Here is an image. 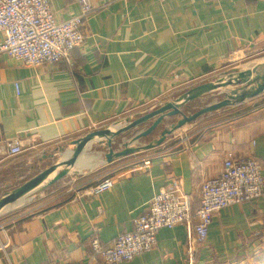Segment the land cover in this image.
<instances>
[{
	"label": "crops",
	"instance_id": "1",
	"mask_svg": "<svg viewBox=\"0 0 264 264\" xmlns=\"http://www.w3.org/2000/svg\"><path fill=\"white\" fill-rule=\"evenodd\" d=\"M90 1L95 9L83 19L84 41L67 58L28 66L0 53V143L21 138L23 146L18 155H0V188L66 158L71 140L90 130L264 61L243 59L264 51V0ZM48 2L56 20L80 13L76 0ZM177 119L166 117L157 127ZM186 127L179 139L174 132L154 148L109 163L101 162L107 150L96 157L84 151L74 168L88 171L65 175L34 203L0 219V264H104L92 254L91 239L108 243L131 230L133 218L172 179L194 210L201 183L219 173L228 152L264 162V103L201 132ZM144 159L148 169L134 170ZM95 168L107 173L87 177ZM106 176L113 186L93 194L90 187ZM186 235L183 224L162 227L152 249L119 264H244L264 246V194L215 212L191 257Z\"/></svg>",
	"mask_w": 264,
	"mask_h": 264
},
{
	"label": "built area",
	"instance_id": "2",
	"mask_svg": "<svg viewBox=\"0 0 264 264\" xmlns=\"http://www.w3.org/2000/svg\"><path fill=\"white\" fill-rule=\"evenodd\" d=\"M80 13L65 20H56L48 0H0V53L28 66L56 63L84 41L81 26L84 17L95 6L90 0H76ZM18 92V84L14 83ZM23 151L22 139L0 143V155L15 156ZM149 159L135 163L133 169L146 170ZM264 162L228 152L219 173L200 185L199 204L193 210L190 196L179 189L177 179L155 193L144 211L133 218L132 229L119 233L108 243L96 237L90 241L94 256L104 264H119L152 249L157 231L183 224L187 230V250L192 256L195 247L207 236L215 212L232 204L254 202L264 194ZM113 186L109 176L90 187L100 194ZM52 264H71L67 261Z\"/></svg>",
	"mask_w": 264,
	"mask_h": 264
},
{
	"label": "water",
	"instance_id": "3",
	"mask_svg": "<svg viewBox=\"0 0 264 264\" xmlns=\"http://www.w3.org/2000/svg\"><path fill=\"white\" fill-rule=\"evenodd\" d=\"M217 89L226 90V98L224 100L214 104H208L192 113H185L182 110V108L189 102ZM263 92L264 61L258 62L249 68L242 70L234 69L232 71L222 73L212 80L192 86L176 97L159 103L157 107L132 120L127 118L126 121H128V123L123 126H117L115 128L106 126L91 130L71 140L70 143L73 145V148L66 158L54 162L18 186L3 193L0 196V213L8 205L14 204L20 199H25V197L32 192L41 191L47 188L55 181L69 173L88 171V168L79 170L74 167L78 162L79 156L94 139L99 138V141H103L106 145L107 151L103 154V160L101 162L109 163L116 158H121L135 152L154 148L160 145L165 140L167 135L182 127L184 124L195 120L199 116L226 105L241 103L245 101V99L254 98ZM175 115L178 116V119L163 128L157 138L152 139L146 144L133 145V143L139 138L150 134L160 123L163 122L164 118ZM149 120H152L150 124L133 135L129 141L124 142L121 149L115 150L112 148V138L114 136Z\"/></svg>",
	"mask_w": 264,
	"mask_h": 264
},
{
	"label": "rangeland",
	"instance_id": "4",
	"mask_svg": "<svg viewBox=\"0 0 264 264\" xmlns=\"http://www.w3.org/2000/svg\"><path fill=\"white\" fill-rule=\"evenodd\" d=\"M257 58L258 59L264 58V51H260V52L251 54L249 56H245V58H243V59H247L246 61H250V60L257 59ZM225 91H226L225 89H217V91H211V92L203 95V97H204L203 99L197 100L195 103H192L191 106L188 108V111H184V110L183 111L185 113H192V112L198 110L199 108L204 107L208 104H214V103H217L219 101H222L226 98ZM258 96L259 97L256 96L257 99H256V97H254L253 99H251V98L245 99V101H243L241 103L226 105V106L220 107L214 111L205 113V114L199 116L198 118H196L195 120L189 122L188 125H186L187 127L186 126L185 127L188 128L189 126H195V127H197L198 132H201L203 130L202 128L208 127V126L213 125L215 123H219L220 121L225 120L229 116L233 117V116H236L238 113H244L245 111H250L252 109H256L258 106H262L264 103V92ZM138 116H140V114L129 115V116L120 118L118 120H113L109 123L102 125L100 128H103L106 126H110L111 128H114V127H112V125L113 126H116V125L123 126V125L128 123V121H126L127 118L132 120ZM149 124H150V120L143 123V124H139L138 126H136L134 128H130L128 130H125V131L117 134L116 136H114L112 138V148L113 149H121L123 147L124 142L129 141L133 135H135L137 132H139L140 130L147 127ZM191 124H193V125H191ZM183 126L180 128H185ZM180 128L176 129L171 134L167 135V137L171 136L174 132H177V135L175 136V138L179 139L180 134L178 132H179ZM96 129H98V128H96ZM162 129L156 127L150 134H148L144 137H141L137 141H135L133 143V145L134 144L135 145H141V144L148 143L152 139L157 138ZM86 149H85V155L95 156V157L97 156L98 153H100V155H102L101 152L102 151L105 152L107 150L106 145L104 144L103 141H99V138L94 139L91 143H89V145L86 147ZM147 150H149V149H147ZM142 151H146V150H142ZM106 171H107L106 168H95L92 171H90L88 173V175H86V176L87 177H89V176L90 177L101 176V175L107 173ZM20 183H22V182H20ZM20 183L11 184L10 186H8L6 188H0V196L3 193H5V192L11 190L12 188L18 186ZM41 194L42 193L40 191L29 194L27 197H25V199H24L23 203H21L20 207L15 206L14 208H11V209H8L6 211L1 212L0 213V219L4 216L16 211V209L18 210V208H23L25 204L34 203L36 200H38V198L40 197ZM244 264H264V246L258 248L257 251H255L254 254L251 257H249L248 262H245Z\"/></svg>",
	"mask_w": 264,
	"mask_h": 264
},
{
	"label": "bare ground",
	"instance_id": "5",
	"mask_svg": "<svg viewBox=\"0 0 264 264\" xmlns=\"http://www.w3.org/2000/svg\"><path fill=\"white\" fill-rule=\"evenodd\" d=\"M117 126H119V125H117ZM117 126H115V127H117ZM114 127V128H115ZM89 148V147H88ZM87 150V149H86ZM89 157V156H88ZM92 157V156H91ZM85 160L87 161L86 163H85V166H89V167H92L93 166V164H91V162H90V160H89V158H85ZM23 201H24V199H20L18 202H16V203H14V204H11V205H8L6 208H4L3 210H2V212L3 211H6V210H8V209H11V208H14L15 206H20L21 205V203H23Z\"/></svg>",
	"mask_w": 264,
	"mask_h": 264
}]
</instances>
